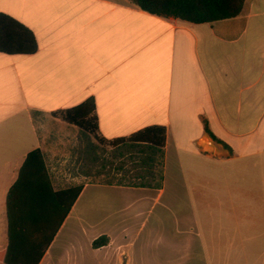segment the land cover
I'll return each instance as SVG.
<instances>
[{
  "label": "crops",
  "instance_id": "0c3cea01",
  "mask_svg": "<svg viewBox=\"0 0 264 264\" xmlns=\"http://www.w3.org/2000/svg\"><path fill=\"white\" fill-rule=\"evenodd\" d=\"M0 14L37 45L33 54L0 52V209L37 148L54 190L69 187L58 156L83 142L55 114L90 98L104 140L165 127L164 177L173 166L188 202L183 231L148 227L163 189L147 210L130 209L144 197L124 193L132 224L79 230L69 221L97 186L87 183L40 264H194L195 250L196 264H264V0L200 24L130 0H0ZM101 235L109 244L93 248Z\"/></svg>",
  "mask_w": 264,
  "mask_h": 264
},
{
  "label": "trees",
  "instance_id": "16d2710c",
  "mask_svg": "<svg viewBox=\"0 0 264 264\" xmlns=\"http://www.w3.org/2000/svg\"><path fill=\"white\" fill-rule=\"evenodd\" d=\"M245 1L130 0L132 4L151 14L193 24L234 18L242 12ZM36 50L33 34L14 19L0 14V52L33 54ZM55 115L112 147L130 143L142 148L141 151L156 153L161 152L165 146L166 129L157 125L146 127L128 137L112 140L100 138L93 98ZM205 131L213 141L231 152L230 147L210 131L206 122ZM146 159L153 161L151 156ZM84 187L85 184H77L55 191L42 151L37 148L29 152L6 196L7 245L1 262L40 264ZM109 241L107 235H101L93 241L92 247L100 248L108 245Z\"/></svg>",
  "mask_w": 264,
  "mask_h": 264
},
{
  "label": "rangeland",
  "instance_id": "374dc122",
  "mask_svg": "<svg viewBox=\"0 0 264 264\" xmlns=\"http://www.w3.org/2000/svg\"><path fill=\"white\" fill-rule=\"evenodd\" d=\"M80 132L78 138L83 144L66 147L58 156L62 163L61 171L66 175L65 186L78 183L97 186L91 185L83 192L71 213L70 226L74 225L80 230L95 224L96 229H100L106 223V226L118 230L132 224L125 214L129 195L124 193L144 197L143 201H137L130 209L137 205L147 210L153 203L152 197L161 188L164 194L160 204L149 215L148 227H159L170 232L191 228L186 191L181 179L175 176L173 166L167 169L164 177V150L156 153L141 151L142 148L130 143L112 147L88 133ZM92 139L96 140L94 144ZM147 156L153 157V161H147ZM0 213V264H3L1 256L7 244L4 207ZM139 224L140 220L134 222V225ZM78 240L83 242L80 236ZM181 252L185 254L191 251L177 250V254ZM192 254L193 257L188 260L196 264L198 251H192Z\"/></svg>",
  "mask_w": 264,
  "mask_h": 264
}]
</instances>
